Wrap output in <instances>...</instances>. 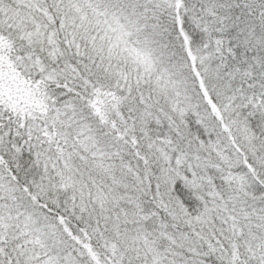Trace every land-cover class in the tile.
Wrapping results in <instances>:
<instances>
[{
	"label": "snow or ice",
	"instance_id": "6c2138e0",
	"mask_svg": "<svg viewBox=\"0 0 264 264\" xmlns=\"http://www.w3.org/2000/svg\"><path fill=\"white\" fill-rule=\"evenodd\" d=\"M0 264H264V0H0Z\"/></svg>",
	"mask_w": 264,
	"mask_h": 264
}]
</instances>
